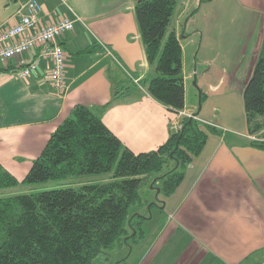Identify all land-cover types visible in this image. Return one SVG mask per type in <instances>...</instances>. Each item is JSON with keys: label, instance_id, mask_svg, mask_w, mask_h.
I'll return each mask as SVG.
<instances>
[{"label": "crops", "instance_id": "crops-1", "mask_svg": "<svg viewBox=\"0 0 264 264\" xmlns=\"http://www.w3.org/2000/svg\"><path fill=\"white\" fill-rule=\"evenodd\" d=\"M28 1L0 0V33L20 22ZM38 2L44 25L75 21L59 39L68 88L52 87L48 60L27 79L18 75L19 59L0 66V164L22 182L77 106L105 107L117 90L123 95L102 113L107 128L137 154L166 144L180 116L148 93L146 82L156 70L141 38L137 1ZM172 32L183 50V111L220 133L209 134L172 196L154 194L156 214L145 221V236L126 261L264 264V149L252 145L244 106L264 38V0H178Z\"/></svg>", "mask_w": 264, "mask_h": 264}, {"label": "trees", "instance_id": "trees-1", "mask_svg": "<svg viewBox=\"0 0 264 264\" xmlns=\"http://www.w3.org/2000/svg\"><path fill=\"white\" fill-rule=\"evenodd\" d=\"M136 16L148 62L156 76L148 93L179 114L185 109L183 50L168 29L178 0H136ZM117 90L105 107L77 106L51 135L26 177L19 182L0 164V192L20 185L86 177L108 181L13 196L0 195V264H96L133 239L145 236L149 218L131 214L152 190L172 196L185 169L204 150L209 134L220 133L192 119L181 121L158 150L137 154L123 145L104 124L103 111L119 100ZM244 106L252 145L264 149V38L252 76L244 90ZM174 167L166 173L165 169ZM150 190V191H149Z\"/></svg>", "mask_w": 264, "mask_h": 264}, {"label": "built area", "instance_id": "built-area-1", "mask_svg": "<svg viewBox=\"0 0 264 264\" xmlns=\"http://www.w3.org/2000/svg\"><path fill=\"white\" fill-rule=\"evenodd\" d=\"M42 12L43 6L38 0L21 4L20 22L0 33V66L8 64L13 59H19L18 75L20 78L27 79L33 75L42 61L48 60L52 63L49 68L50 83L54 89L64 93L68 85L65 77V53L59 39L74 30L75 21L65 18L44 25L40 18ZM35 49H39L35 59L23 58ZM179 116L216 128V125L205 123L192 113L181 111ZM171 128L172 133L176 134L182 126L180 122H176ZM250 138L252 141H260L255 136Z\"/></svg>", "mask_w": 264, "mask_h": 264}, {"label": "rangeland", "instance_id": "rangeland-1", "mask_svg": "<svg viewBox=\"0 0 264 264\" xmlns=\"http://www.w3.org/2000/svg\"><path fill=\"white\" fill-rule=\"evenodd\" d=\"M183 119H185V118H180V120H178V122L181 123V121ZM197 122H199V121H197ZM199 123L203 126H206L201 122H199ZM173 167H174V164L171 163L170 166H168V168L165 169L164 172L166 173L169 169H172ZM97 180H98V177H91V178L86 177V178H80V179H69V180H65V181H50V182H47L45 184H38V185H33V186L20 185V187H17L15 189L1 191L0 195L13 196V195L24 194V193H26V194L38 193V192H43V191L53 190V189L76 187V186L82 185V184L94 183V182H97ZM99 180H100V182H105V181H108L109 178H108V176L107 177L105 176V177L99 178ZM147 193H148L147 198L146 197L144 198L145 203H151V200L153 202L154 201V194L156 193V190H152V192L150 191V193L146 190V194ZM151 194L153 195V199H151ZM135 213L147 217V216H150L152 213L156 214V210H154V208H152L150 210L149 207H145V206L143 207V206L136 205V206L132 207V209H131V214L133 215ZM143 226H144V224H143ZM140 242H141V240H139V239L137 242H134L133 239H130L126 243H124L123 245L119 246L114 251L108 253L107 255L100 256L97 259L96 264H125V263L135 264L136 260H131V258L128 261H126V260L130 256L131 248H134L135 251L138 250L135 248L137 246L136 244H139ZM141 247L142 246H139V249ZM135 251L133 252V254L135 253ZM135 259H136V256H135Z\"/></svg>", "mask_w": 264, "mask_h": 264}, {"label": "water", "instance_id": "water-1", "mask_svg": "<svg viewBox=\"0 0 264 264\" xmlns=\"http://www.w3.org/2000/svg\"><path fill=\"white\" fill-rule=\"evenodd\" d=\"M157 193H160V189L157 190Z\"/></svg>", "mask_w": 264, "mask_h": 264}]
</instances>
